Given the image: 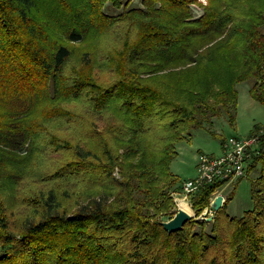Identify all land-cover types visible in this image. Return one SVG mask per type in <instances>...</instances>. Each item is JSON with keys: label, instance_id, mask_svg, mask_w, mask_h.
Returning a JSON list of instances; mask_svg holds the SVG:
<instances>
[{"label": "trees", "instance_id": "trees-1", "mask_svg": "<svg viewBox=\"0 0 264 264\" xmlns=\"http://www.w3.org/2000/svg\"><path fill=\"white\" fill-rule=\"evenodd\" d=\"M139 1L0 0V264H264V132L251 208L201 217L219 179L161 224L178 143L234 125L239 82L264 105V0Z\"/></svg>", "mask_w": 264, "mask_h": 264}, {"label": "rangeland", "instance_id": "rangeland-1", "mask_svg": "<svg viewBox=\"0 0 264 264\" xmlns=\"http://www.w3.org/2000/svg\"><path fill=\"white\" fill-rule=\"evenodd\" d=\"M139 4V0H134V6ZM194 8L196 14L201 12V9L198 6H194ZM105 10L109 13L117 14L122 11V6L117 8L108 4L106 5ZM250 83L251 82L249 80H246L237 84L238 102L234 125L229 124L227 116L222 115L220 117L214 118L212 125H208V123L205 125L209 129H212V131L218 133V135L212 134L209 129L198 127L191 130L188 139L178 143V155L172 162L171 170L179 177L181 183L187 179L198 176L197 168L199 156L201 154L220 155L222 153V137H248L254 130L255 126L260 128L259 131L255 132L256 135L260 136V134L264 132V105L256 101L250 95ZM256 174V172H252L250 177H254ZM237 181L238 177L224 183L219 188L220 193L218 194L224 195L226 199V197L235 187V193L228 201L226 210L231 216L239 217L245 210L251 208L253 203L251 199V184L249 178L243 176L241 180L238 182ZM34 187L37 186H34L29 182H25L21 187V191L25 194L30 190H36ZM186 202L190 205L189 201ZM194 213L196 214L195 210L193 209V214Z\"/></svg>", "mask_w": 264, "mask_h": 264}, {"label": "built area", "instance_id": "built-area-1", "mask_svg": "<svg viewBox=\"0 0 264 264\" xmlns=\"http://www.w3.org/2000/svg\"><path fill=\"white\" fill-rule=\"evenodd\" d=\"M261 143L259 135H251L248 137L230 136L225 139L222 144V153L220 155H206L199 156L198 176L190 178L182 183V190L176 195L177 207H179L180 199L189 201V195L198 190L202 185L211 183L215 180H226L229 182L233 178L246 175L247 162L251 156V152L258 151ZM217 189L212 197L220 193ZM181 197V198H179ZM193 209V208H192ZM213 209L211 203L201 213V217L211 215Z\"/></svg>", "mask_w": 264, "mask_h": 264}, {"label": "water", "instance_id": "water-1", "mask_svg": "<svg viewBox=\"0 0 264 264\" xmlns=\"http://www.w3.org/2000/svg\"><path fill=\"white\" fill-rule=\"evenodd\" d=\"M225 197L222 194H217L214 199L211 202V207L214 211L218 210L224 203ZM195 213H191L181 207H177L176 212L174 215L161 222L162 226L164 227L165 230L168 232H174L177 230H180L183 228L184 224L186 221L190 220L191 218L195 217ZM213 214L209 215L207 217V220H212Z\"/></svg>", "mask_w": 264, "mask_h": 264}, {"label": "bare ground", "instance_id": "bare-ground-1", "mask_svg": "<svg viewBox=\"0 0 264 264\" xmlns=\"http://www.w3.org/2000/svg\"><path fill=\"white\" fill-rule=\"evenodd\" d=\"M179 207L193 213V209L190 207V205L184 199H180Z\"/></svg>", "mask_w": 264, "mask_h": 264}]
</instances>
